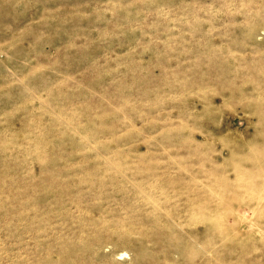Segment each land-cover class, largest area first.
<instances>
[{"label": "rangeland", "instance_id": "374dc122", "mask_svg": "<svg viewBox=\"0 0 264 264\" xmlns=\"http://www.w3.org/2000/svg\"><path fill=\"white\" fill-rule=\"evenodd\" d=\"M0 264H264V0H0Z\"/></svg>", "mask_w": 264, "mask_h": 264}]
</instances>
